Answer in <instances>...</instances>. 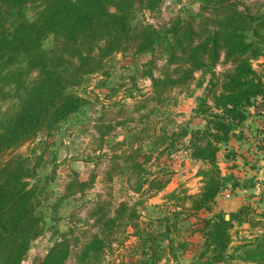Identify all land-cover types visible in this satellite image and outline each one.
<instances>
[{"label": "trees", "instance_id": "1", "mask_svg": "<svg viewBox=\"0 0 264 264\" xmlns=\"http://www.w3.org/2000/svg\"><path fill=\"white\" fill-rule=\"evenodd\" d=\"M190 2L197 11L183 9L156 26L136 22V15L140 7L159 10L163 0H0V264H22L46 234L53 244L36 264H183L186 257L184 264H264V226L230 251L232 230L248 225L253 231L256 223L247 217L264 219V213L246 203L212 215L211 205L226 189L255 187L223 175L217 155L232 138H244L249 109L264 103V62L253 64L264 57V5ZM50 38L54 45L44 48ZM98 74L97 88L108 93L95 109L72 90ZM138 80L148 81L150 90L143 92ZM191 86L202 92L193 109L203 122L198 128L178 123L172 111ZM93 110V152L104 151L105 158L89 155L95 174L84 180L71 171L55 192V170L44 173L43 139ZM37 139L39 155L3 160ZM177 154L200 164L201 188L164 195L166 205L152 206L144 223L140 211L170 184L166 161ZM98 178L106 193L72 210L61 230V208ZM119 179L137 200L113 198ZM126 233L133 238L128 246Z\"/></svg>", "mask_w": 264, "mask_h": 264}, {"label": "rangeland", "instance_id": "2", "mask_svg": "<svg viewBox=\"0 0 264 264\" xmlns=\"http://www.w3.org/2000/svg\"><path fill=\"white\" fill-rule=\"evenodd\" d=\"M260 3L264 5V0H260ZM186 8L190 11H197L198 5L196 3L190 2V0H163V4L160 6L159 10H156L155 12L144 11L142 7H140L135 21L161 26L163 24L169 23L172 17L176 16L179 12ZM53 45L54 41L52 38H50L44 42L43 46L44 48L49 49ZM117 59H119V57H117ZM263 62L264 57L253 64L256 65ZM117 64L119 65L120 62ZM102 79L103 77L99 74L93 75L88 78L85 84L74 88L72 91L75 94L89 97L95 105V109H99L98 103L104 102L105 94L108 93V88H105L104 90L97 88V85ZM113 83V81H110L107 86L109 87ZM137 85L143 92L150 90V83L148 81L138 80ZM201 93V89L191 86L185 93L177 97V106L174 107L172 111L173 114H175V118L177 119L178 123L186 124L191 122L193 127L201 125V120L195 117L193 113V109L196 107V99L201 95ZM119 98L120 96H118V98H113L111 101H118ZM258 105L259 106L257 109H251L252 114L250 115V119L244 123L243 130L240 132L246 133L244 130H248L247 127L251 125L250 131L246 133L247 137L250 139V144L247 141L248 138H245L243 141L246 144L241 147L239 152L241 155L235 159V161H237L240 165L244 163V166L242 165L243 167L241 166L240 170L236 169L235 175L243 181L242 184L252 181L255 183L254 185L256 187L264 189V170L260 169L262 165L264 167V103L259 102ZM94 117V110L85 111L70 123L64 124L58 134L51 138L43 139V142H46L45 144H47L46 154L43 157V161L46 163L44 173H50L52 170H55L56 180L54 184L51 185L55 192H62V184L64 180L67 179L71 171L77 172L81 179L87 180L90 174L95 172L94 169H96L94 163L92 164L91 162H88V157H93V155H102V153H105L104 151L101 153L93 152L97 146L95 141L97 137L93 128ZM116 133L117 131L114 132V134ZM115 138L120 139V136ZM39 140L37 139L34 142H29L24 146L8 153L3 160H7L14 155L27 156L32 154L31 156H33V153L39 155L41 153ZM229 153V155H234L233 151H229ZM235 155L238 154L235 153ZM101 158H105L104 155H102ZM164 161L165 160H162V165L165 163ZM166 164H168L167 168L170 171L171 182L163 192L151 199H148V201L145 203V207L148 210L145 209L144 211H140L141 221L144 223L148 218L147 211L151 212L153 210L152 206L166 205V202L163 199L164 195L175 189L187 191L189 194H196L201 188V180L196 176V172L200 167V164L193 163L189 159H186L184 154L174 155L170 160L166 161ZM101 169L102 167L99 170H96V173L101 171ZM152 170L155 171V167H153ZM256 170L259 171L258 174ZM252 172L255 173V175L257 174L256 177H259L260 180H254L256 177ZM100 180L101 179L98 178L95 182L94 188L87 191L84 196H76L77 198L72 199V201H69L61 208L59 213L64 219L59 227L61 230H64L65 227H67L65 225L67 221L65 217L72 210H76L78 207L86 203L87 200L93 199L97 194H104V192L106 193L105 187L100 183ZM111 192L114 199H127L129 201L130 199H133V202L138 199L137 195H134L128 189L124 179L115 180L112 184ZM260 194L258 196H251L252 194L250 192V194L247 195L246 203L252 207L259 206V212L264 213L262 212L264 211V204L260 205V201L263 199L260 198ZM223 198L225 200L219 199L218 202H216L218 208L219 206L222 207L223 205H227L233 199V197ZM154 212L156 216L158 214V210H155ZM206 216H208V214H206ZM247 219H253L256 223L254 228L252 227L254 230H249L250 228L248 225L242 226L241 228L236 226V228H234L231 232L232 243L230 251L237 247V245L243 243L245 239H252L255 235L259 234V229H262V226H264L261 225V222H264V219L259 215L250 213ZM191 221H193V219ZM130 235L131 233H126L123 237L126 246L130 245V243L133 241V238H131ZM192 241L193 244H195L197 243L198 238L194 237L192 238ZM52 244L53 239L50 237V234H46L45 236L38 238L32 243L31 248L23 259L22 264H36L45 256ZM115 249V253L118 254L117 246H115ZM190 252H193V249H191ZM189 260L190 257H186L182 262L184 264ZM67 264H73V262L69 261ZM163 264H176V262L166 260ZM228 264L242 263L238 261V259H233L230 260Z\"/></svg>", "mask_w": 264, "mask_h": 264}, {"label": "crops", "instance_id": "3", "mask_svg": "<svg viewBox=\"0 0 264 264\" xmlns=\"http://www.w3.org/2000/svg\"><path fill=\"white\" fill-rule=\"evenodd\" d=\"M253 109V108H251ZM251 109H249V117L248 120L250 119V115L252 114ZM202 122V121H201ZM189 126L191 128H198V127H202L203 126V122L201 123L200 126L197 127H193L192 123H189ZM248 130H244L247 132L250 131L251 129V125L247 127ZM246 133H242V135L244 136V138H242L241 140H237L236 138H232L229 143L227 145H224L221 147L220 151L218 152L217 155V159H218V164L220 166L221 172L223 175H233L235 178H237L241 183L243 182L239 177H237L235 175V170L238 169L240 170V167L242 165H240L237 161H235V159H237L238 156H240L241 154L239 153L241 150V147H243L246 143L243 141L245 138H248ZM246 136V137H245ZM248 143L250 144V139H247ZM229 151H233L234 155H229ZM235 153H237L238 155H235ZM184 156L186 157V159H189L186 154H184ZM190 160V159H189ZM243 160V159H242ZM191 161V160H190ZM193 162V161H191ZM244 162V161H243ZM194 163V162H193ZM199 164V163H197ZM246 164V163H245ZM244 166V165H243ZM242 166V167H243ZM259 169V168H258ZM261 170H264V167L262 165V167L260 168ZM257 174L259 173L258 170ZM253 173V172H252ZM254 176L256 177L255 173H253ZM252 176V177H254ZM198 178V177H197ZM200 179V178H198ZM259 177L254 178V180H258ZM260 180V179H259ZM255 190V191H253ZM231 191V190H230ZM262 191V188H258V187H254V188H236L235 190L231 191L230 193V197L233 199L227 204V205H223L222 207L219 206V210L220 212H225L227 214L231 213V212H235L237 211L242 205L246 204V198L247 195L250 194L251 192V196H258ZM249 192V193H248ZM223 193V192H222ZM222 193L220 195H218V197L216 198V202H218L219 199H223ZM250 196V195H249ZM229 197V198H230ZM264 204V198L260 201V205ZM257 207V206H254ZM259 207V206H258ZM257 207V210L259 211V208ZM264 210V209H263ZM264 212V211H262Z\"/></svg>", "mask_w": 264, "mask_h": 264}, {"label": "water", "instance_id": "4", "mask_svg": "<svg viewBox=\"0 0 264 264\" xmlns=\"http://www.w3.org/2000/svg\"><path fill=\"white\" fill-rule=\"evenodd\" d=\"M211 205H212V208H213L212 215L218 214L220 212V210H219L218 206L216 205V203H211ZM226 218H228V217L226 216Z\"/></svg>", "mask_w": 264, "mask_h": 264}, {"label": "built area", "instance_id": "5", "mask_svg": "<svg viewBox=\"0 0 264 264\" xmlns=\"http://www.w3.org/2000/svg\"><path fill=\"white\" fill-rule=\"evenodd\" d=\"M230 189H226L225 191H223L222 193V196L223 197H226V198H229L230 197Z\"/></svg>", "mask_w": 264, "mask_h": 264}]
</instances>
